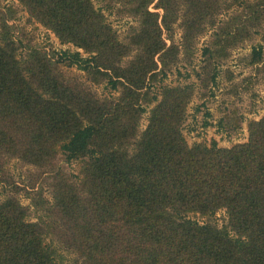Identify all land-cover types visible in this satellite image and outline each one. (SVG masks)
Instances as JSON below:
<instances>
[{"label":"trees","instance_id":"obj_1","mask_svg":"<svg viewBox=\"0 0 264 264\" xmlns=\"http://www.w3.org/2000/svg\"><path fill=\"white\" fill-rule=\"evenodd\" d=\"M118 1L139 18L127 42L91 0H19L77 48L58 52L56 64L106 79L120 91L115 99L69 84L46 55L19 58L0 33V159L49 170L58 155L83 164L78 180L56 174L51 200L37 191L30 197L36 220L0 194V264H264V115L250 123L246 143L190 146L182 125L195 84L154 89L209 25L197 77L215 83L226 48L264 29V0H156L162 14L150 11L155 0ZM175 24L182 41L168 45L163 33ZM248 60L264 75L263 45ZM222 210L227 221L218 227L213 218Z\"/></svg>","mask_w":264,"mask_h":264},{"label":"rangeland","instance_id":"obj_2","mask_svg":"<svg viewBox=\"0 0 264 264\" xmlns=\"http://www.w3.org/2000/svg\"><path fill=\"white\" fill-rule=\"evenodd\" d=\"M91 1L105 15L118 39L121 42H127V36L131 29L138 26L139 18L132 15L127 5L121 1ZM156 3L155 0L150 5V11L162 14L161 9H156ZM226 11L228 9H224L217 18L224 19ZM208 27L196 37L193 53L188 55L185 50H182L178 61L171 63L168 77L161 83L155 82L154 89L155 93L159 94L160 85L195 84L194 96L187 104V117L182 125L186 141L190 146L196 143H206L210 146L215 141L221 148H231L236 144L246 143L249 140L250 123L260 120L264 115V75L260 73L259 66L250 65L248 60L252 47L258 44L264 46V29L259 34H254L251 39L232 42L226 48L227 55L222 54L223 57L220 55L216 82H209L205 85L198 79L197 72H202L206 66L203 48L210 41L215 29L210 25ZM1 32L13 39L19 58H28L36 51V53L46 55L55 69L57 67V74L69 84L80 85L101 100L119 97L120 91L112 90L106 79L96 81L94 77L89 78L85 72L75 67L56 64L59 59L58 52L67 49L74 51L77 48L71 43L63 44L50 29L33 18L19 0H0ZM163 37L168 45L172 42L180 44L182 30L175 24L174 31L171 34L164 31ZM79 50L87 54L82 49ZM130 54L129 57H133L132 52ZM156 104L153 102L147 106V113L143 115L140 122L141 132L146 129L150 110ZM207 113L211 117H207ZM220 120H225L223 128L219 124ZM205 122L211 125L204 127ZM0 163H2L0 194H6L19 200L23 206L30 209V219L33 220L39 213L33 210L30 197L37 191L43 198L51 200L56 174L63 172L75 181L81 178L83 165L81 161L67 162L62 155L55 158L52 170L30 165L16 158L5 157L0 159ZM196 218L200 222L205 220ZM213 221L218 227H223L227 221L225 211H219ZM56 235L58 234H52L55 240H57Z\"/></svg>","mask_w":264,"mask_h":264}]
</instances>
